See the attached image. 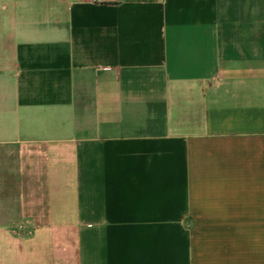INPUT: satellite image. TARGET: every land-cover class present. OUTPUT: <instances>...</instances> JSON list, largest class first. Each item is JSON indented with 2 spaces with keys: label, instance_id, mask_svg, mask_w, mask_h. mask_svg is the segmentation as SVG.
<instances>
[{
  "label": "crops",
  "instance_id": "0c3cea01",
  "mask_svg": "<svg viewBox=\"0 0 264 264\" xmlns=\"http://www.w3.org/2000/svg\"><path fill=\"white\" fill-rule=\"evenodd\" d=\"M0 264H264V0H0Z\"/></svg>",
  "mask_w": 264,
  "mask_h": 264
},
{
  "label": "built area",
  "instance_id": "2783aa9c",
  "mask_svg": "<svg viewBox=\"0 0 264 264\" xmlns=\"http://www.w3.org/2000/svg\"><path fill=\"white\" fill-rule=\"evenodd\" d=\"M96 1H100V0H96Z\"/></svg>",
  "mask_w": 264,
  "mask_h": 264
},
{
  "label": "rangeland",
  "instance_id": "374dc122",
  "mask_svg": "<svg viewBox=\"0 0 264 264\" xmlns=\"http://www.w3.org/2000/svg\"><path fill=\"white\" fill-rule=\"evenodd\" d=\"M9 226H11V225H9Z\"/></svg>",
  "mask_w": 264,
  "mask_h": 264
}]
</instances>
